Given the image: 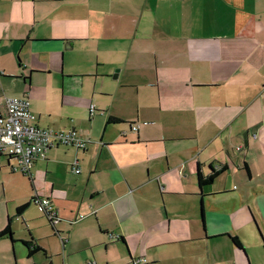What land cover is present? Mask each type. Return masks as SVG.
I'll use <instances>...</instances> for the list:
<instances>
[{"label": "crops", "instance_id": "crops-1", "mask_svg": "<svg viewBox=\"0 0 264 264\" xmlns=\"http://www.w3.org/2000/svg\"><path fill=\"white\" fill-rule=\"evenodd\" d=\"M11 95L88 139L30 173L0 153V230L46 260L22 264H264V0H0Z\"/></svg>", "mask_w": 264, "mask_h": 264}, {"label": "built area", "instance_id": "built-area-1", "mask_svg": "<svg viewBox=\"0 0 264 264\" xmlns=\"http://www.w3.org/2000/svg\"><path fill=\"white\" fill-rule=\"evenodd\" d=\"M4 100L6 112L0 115V153L14 158L15 164L11 166L13 169L30 173L35 160L45 157L50 146L65 144L80 148L88 141L79 136L73 127L61 130L47 126L39 116L31 112L29 99L25 95L4 96ZM95 111V104L91 102L89 113ZM131 128L136 129L137 124H132ZM72 168L75 172L80 170L77 166ZM33 202L40 207L49 223L54 225L59 221L60 216L48 197L33 196ZM146 261L145 256H135L132 264H144Z\"/></svg>", "mask_w": 264, "mask_h": 264}, {"label": "rangeland", "instance_id": "rangeland-1", "mask_svg": "<svg viewBox=\"0 0 264 264\" xmlns=\"http://www.w3.org/2000/svg\"><path fill=\"white\" fill-rule=\"evenodd\" d=\"M8 93L9 94H17V93H14L13 91L12 92L8 91ZM0 205H2L3 207H6L5 205H8V203H5V201H3L0 203ZM34 206L37 207L38 213L42 216V212L40 210V207L37 204L33 203L32 206H30V207L33 209ZM13 214H14V212H13ZM6 237L7 236H3L2 238H0V264H22V262H24V261L31 263V261H33V260L38 261V257L41 260V262L46 261L40 252L37 253L38 257L35 256L34 259H33V257H31V259L28 260L27 256H26L25 246L21 242H19V240H18L17 241L18 243H15V246L13 244V249H12L11 241H10V239H8ZM44 239H46V238H44ZM44 242L46 243V242H48V240H46ZM17 245L19 248L22 249V254H23L22 256H21V253H19V251H18V253H16V246ZM49 252H53L54 255L52 256V259L57 261L58 255H55L56 252L55 251H49Z\"/></svg>", "mask_w": 264, "mask_h": 264}, {"label": "trees", "instance_id": "trees-1", "mask_svg": "<svg viewBox=\"0 0 264 264\" xmlns=\"http://www.w3.org/2000/svg\"><path fill=\"white\" fill-rule=\"evenodd\" d=\"M115 119V118H112ZM212 168V167H211ZM220 167L218 169H213L210 172V174L208 175H204L200 170H198L197 172V177H198V181L200 184H207L210 183L215 176L218 174V172L220 171ZM33 201V197L31 199ZM26 206V203H22L20 205L17 206L16 212L20 213L24 207ZM11 216L8 217L7 222L5 224V226L0 230V238H2L3 236H9L11 235ZM233 241H235V243L241 245V242L238 240V238L236 236H231ZM27 248H28V255H32L34 251H36L39 247H34L30 244V242H26Z\"/></svg>", "mask_w": 264, "mask_h": 264}]
</instances>
